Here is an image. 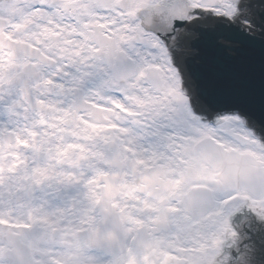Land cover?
Segmentation results:
<instances>
[{"label": "snow or ice", "instance_id": "1", "mask_svg": "<svg viewBox=\"0 0 264 264\" xmlns=\"http://www.w3.org/2000/svg\"><path fill=\"white\" fill-rule=\"evenodd\" d=\"M0 264H264V0H0Z\"/></svg>", "mask_w": 264, "mask_h": 264}]
</instances>
